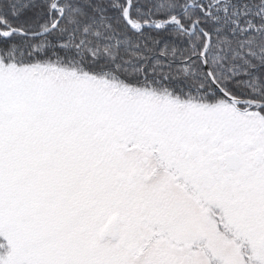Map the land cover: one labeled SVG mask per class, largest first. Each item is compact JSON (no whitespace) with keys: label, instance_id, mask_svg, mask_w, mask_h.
I'll return each mask as SVG.
<instances>
[{"label":"snow or ice","instance_id":"snow-or-ice-1","mask_svg":"<svg viewBox=\"0 0 264 264\" xmlns=\"http://www.w3.org/2000/svg\"><path fill=\"white\" fill-rule=\"evenodd\" d=\"M0 264H264V0H0Z\"/></svg>","mask_w":264,"mask_h":264}]
</instances>
